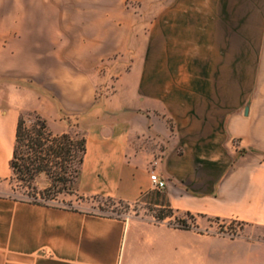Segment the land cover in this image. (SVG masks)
<instances>
[{
	"label": "crops",
	"instance_id": "crops-1",
	"mask_svg": "<svg viewBox=\"0 0 264 264\" xmlns=\"http://www.w3.org/2000/svg\"><path fill=\"white\" fill-rule=\"evenodd\" d=\"M87 9L0 0V264H264V0ZM29 111L53 135L61 123L83 131L79 196L171 216L116 219L11 198L18 117ZM216 222L240 232L217 235Z\"/></svg>",
	"mask_w": 264,
	"mask_h": 264
},
{
	"label": "trees",
	"instance_id": "trees-1",
	"mask_svg": "<svg viewBox=\"0 0 264 264\" xmlns=\"http://www.w3.org/2000/svg\"><path fill=\"white\" fill-rule=\"evenodd\" d=\"M84 152L83 136L72 135L70 132L53 135L38 113L22 112L18 117L15 147L10 161V179L19 181L22 189L34 177L43 175L66 187L77 179ZM17 200L44 205L36 198ZM167 216H171V210L164 211L158 220ZM177 223L181 228L187 227L181 220Z\"/></svg>",
	"mask_w": 264,
	"mask_h": 264
},
{
	"label": "rangeland",
	"instance_id": "rangeland-1",
	"mask_svg": "<svg viewBox=\"0 0 264 264\" xmlns=\"http://www.w3.org/2000/svg\"><path fill=\"white\" fill-rule=\"evenodd\" d=\"M83 1H87L88 3L87 11H95V6L98 0ZM128 9H130V11H133V9H135L134 11H137V7L134 6V4L126 2L125 10L127 11ZM71 21L77 22L78 19H73ZM95 21L97 20L95 19L83 21L86 23V25H82V27L85 30L93 29V23H95ZM99 74L101 75V77H107V80H113L115 78V75H111L105 69H100ZM105 86H107L108 88H104L102 92L109 91L112 85L108 84ZM102 92L100 89H98V96L102 95ZM63 121H65L66 124L69 123L68 117L63 118ZM57 131L58 134L63 132H70L72 135L83 136V131L76 123H73V125H71V128L61 123ZM69 165H71V163H69ZM19 185V181H16V179H10L8 193L10 194L11 198L25 200H33L34 198H36L44 205L78 210L79 212L96 214L97 216L116 217V219H127L129 217L135 216L150 218L151 220H153V222H158V218L164 214V210L153 212V210L142 204L126 205L113 200H108L106 198H97L96 196L87 198L81 197L75 191L76 180L64 187L58 181L53 182L48 177L39 175L37 177H34V179L30 182L26 183L24 188L20 189ZM234 226L236 231L238 230V228H240L239 226ZM222 227L227 228L229 231H231L226 223H223Z\"/></svg>",
	"mask_w": 264,
	"mask_h": 264
},
{
	"label": "built area",
	"instance_id": "built-area-1",
	"mask_svg": "<svg viewBox=\"0 0 264 264\" xmlns=\"http://www.w3.org/2000/svg\"><path fill=\"white\" fill-rule=\"evenodd\" d=\"M154 173L155 172L153 170L149 173V179L152 186L154 187L155 190H159V191L164 190L166 187V183L160 180ZM234 224L240 227L239 224L236 223ZM222 225L223 222H216L215 234L228 237L229 239H233L237 236L240 228H238L237 231H229L227 228H223Z\"/></svg>",
	"mask_w": 264,
	"mask_h": 264
}]
</instances>
